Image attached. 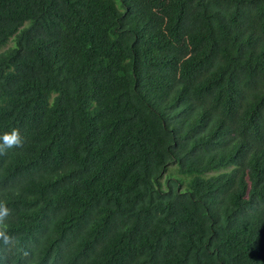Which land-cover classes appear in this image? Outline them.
<instances>
[{"label": "trees", "instance_id": "trees-1", "mask_svg": "<svg viewBox=\"0 0 264 264\" xmlns=\"http://www.w3.org/2000/svg\"><path fill=\"white\" fill-rule=\"evenodd\" d=\"M4 212L0 264H264V0H0Z\"/></svg>", "mask_w": 264, "mask_h": 264}, {"label": "clouds", "instance_id": "clouds-1", "mask_svg": "<svg viewBox=\"0 0 264 264\" xmlns=\"http://www.w3.org/2000/svg\"><path fill=\"white\" fill-rule=\"evenodd\" d=\"M3 143L8 147L13 146H21L22 140L20 139V135L18 130H14L12 133H5L3 136ZM7 213H0V216L6 215ZM0 236H3V232H0Z\"/></svg>", "mask_w": 264, "mask_h": 264}]
</instances>
